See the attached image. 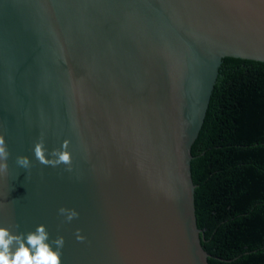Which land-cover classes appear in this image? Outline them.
<instances>
[{"label": "water", "instance_id": "obj_1", "mask_svg": "<svg viewBox=\"0 0 264 264\" xmlns=\"http://www.w3.org/2000/svg\"><path fill=\"white\" fill-rule=\"evenodd\" d=\"M235 67L264 69V0H0V226L44 224L62 264H210L194 160Z\"/></svg>", "mask_w": 264, "mask_h": 264}, {"label": "trees", "instance_id": "obj_2", "mask_svg": "<svg viewBox=\"0 0 264 264\" xmlns=\"http://www.w3.org/2000/svg\"><path fill=\"white\" fill-rule=\"evenodd\" d=\"M194 180L210 264H264V69L217 83Z\"/></svg>", "mask_w": 264, "mask_h": 264}, {"label": "clouds", "instance_id": "obj_3", "mask_svg": "<svg viewBox=\"0 0 264 264\" xmlns=\"http://www.w3.org/2000/svg\"><path fill=\"white\" fill-rule=\"evenodd\" d=\"M69 143V140H64L59 149H53L49 153L45 147L43 134H41V137L34 144V156L44 166L57 167L63 164L67 166L68 171H72V154L68 150ZM10 155L5 136L0 133V175H8ZM15 163L18 167L28 171L32 167L27 156H17ZM58 213L64 216L66 222H71L79 216L75 209L64 207H61ZM16 227L18 228L19 225ZM76 239L79 242L86 239L85 236L81 235L80 229L76 230ZM49 240L50 234L44 224L38 225L34 231L28 233H14L10 228L0 226V264H62L64 237L58 236L51 242Z\"/></svg>", "mask_w": 264, "mask_h": 264}]
</instances>
